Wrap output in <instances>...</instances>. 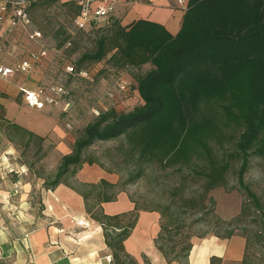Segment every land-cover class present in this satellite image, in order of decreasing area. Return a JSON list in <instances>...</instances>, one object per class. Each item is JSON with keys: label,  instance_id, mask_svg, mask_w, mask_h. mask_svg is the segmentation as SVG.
Here are the masks:
<instances>
[{"label": "trees", "instance_id": "obj_1", "mask_svg": "<svg viewBox=\"0 0 264 264\" xmlns=\"http://www.w3.org/2000/svg\"><path fill=\"white\" fill-rule=\"evenodd\" d=\"M61 4L74 20L78 13L74 2ZM106 22L108 34L98 38L92 52L79 57L75 70L104 60L126 69L148 65L149 70L134 85L141 103L129 112L118 113L111 107L99 113L83 129L71 153L62 157L54 178L50 182L42 178L43 187L53 191L63 184L81 196L85 212L102 228L113 264H138L125 251L124 242L139 211L159 214L154 245L166 263L188 264L192 237L204 238L209 233L200 228L238 225L250 210L260 219H253L251 233L244 229L245 251L240 264H259L249 250L253 242L262 249L264 264V203L243 182L250 159L264 158V0H188L176 35L145 19L128 26H121L111 16ZM67 43L70 45L68 37L58 40L56 48ZM0 128L12 143V133L23 135L17 125L5 119L2 106ZM27 135L26 147L33 136ZM119 139L126 145L125 149L122 144L119 147L126 152L124 163L133 166L124 184L104 179L96 184L66 183L84 164L98 165L85 155L89 147ZM235 159L239 161L238 186L245 198L239 215L227 223L216 216L215 202L208 194L227 186ZM152 167L181 174L166 205L144 208L134 203L131 212L104 213L102 204L114 202L126 185L144 179ZM188 178L198 186L196 194L187 195ZM122 218H128L129 223L121 224ZM234 233L232 228L224 235L209 234L228 239ZM210 264H221V259L211 257Z\"/></svg>", "mask_w": 264, "mask_h": 264}, {"label": "rangeland", "instance_id": "obj_2", "mask_svg": "<svg viewBox=\"0 0 264 264\" xmlns=\"http://www.w3.org/2000/svg\"><path fill=\"white\" fill-rule=\"evenodd\" d=\"M29 1L31 2L29 8L31 29L39 31L42 39L35 43L29 40L25 33L24 35H15L10 41L11 47L9 46V50L5 51L6 54L2 58L7 57L9 64L15 65L19 57L21 58L29 50L44 47L48 51L47 58L41 60L39 66L32 70L30 74L24 76L26 82L33 88L39 85H62L68 95L62 107L51 108L56 112L59 132L52 131L49 136L44 138H31L27 147L24 144L27 141V136L12 133L16 143H11V145L6 143L11 148L7 149L8 152L12 153L10 157L4 160L0 156V182H2V179L8 178L11 181L16 179L20 182L23 180L34 186H40L38 193L36 189L32 191L31 202L33 203L32 211L41 216V213L45 212L41 189L43 188L46 194L49 192L43 187V179L50 182L54 178L62 157L71 153L74 143L80 137L83 129L99 113L111 107L115 108L118 113L129 112L140 105L141 102L134 90V85H136L137 78L149 70V66L126 69L112 66L107 60H104L99 64L87 65L85 69L89 70V76L86 78L69 75L66 73L65 67H76L77 60L83 53L92 52L95 49V42L98 38L108 34L107 22H94L86 30H78L74 26L72 13L62 6L61 0L55 2L50 0H44V2L41 0ZM38 2L39 4L33 6L34 3ZM56 35L57 40L55 39ZM66 37H68L70 45H65L56 50L57 41ZM118 78L128 83V87L123 92L118 91L116 88L115 81ZM107 93H111L112 98H108ZM5 140H7L6 136L0 128L1 155L4 154L5 145L2 143ZM121 144L125 149L126 145L123 139L97 142L85 151V155L95 159L105 172L115 175L118 179L115 184L119 185L124 184L133 173L132 164L124 163L126 152L124 149L119 148ZM233 144L232 141L228 144L230 147L227 148L230 152L233 149ZM218 155H220V152H218ZM238 166L239 161L235 159L227 176V186L215 188L208 194L215 202L214 211L216 216L227 223L239 215L241 204L245 198L243 191L238 186L236 175ZM186 171L183 172L185 175ZM78 174L77 172L74 178H68L66 183L76 186L77 183L96 184L100 181H81ZM82 175L84 174L82 173ZM180 175L170 170L161 172L156 167H152L148 170L144 179L135 180L133 183L126 185L124 187L125 191L121 193L133 205L136 203L139 207L144 208L160 207L169 202L168 193L174 187ZM36 176L41 177V179H37ZM243 182L264 203V158L254 156L250 159V166L244 175ZM63 186L69 188L66 185ZM190 187L192 191L188 192ZM197 187V185H193V181L187 179V195L190 193L196 194ZM72 191L77 194L76 191ZM11 212H14V214L11 213V217L17 216V210L13 209ZM29 212L31 213V210ZM139 216L156 217L154 220H156L157 230L159 229V214L157 212L139 211L137 220H139ZM253 219L260 218H255L252 210H250L249 215L238 225L229 223L217 227L215 224H211L200 229L201 231L208 230L209 233L216 232L224 235L234 228V235L243 237L244 229H246L247 234L253 231ZM128 223V218H122L121 224ZM209 233L207 236L211 235ZM249 250L254 254L255 263L261 264L263 252L260 246L253 242ZM141 255L139 257L141 264H152V262L161 264L159 259L155 257L149 258L145 254Z\"/></svg>", "mask_w": 264, "mask_h": 264}, {"label": "crops", "instance_id": "obj_3", "mask_svg": "<svg viewBox=\"0 0 264 264\" xmlns=\"http://www.w3.org/2000/svg\"><path fill=\"white\" fill-rule=\"evenodd\" d=\"M114 1L116 6L111 18L118 20L121 26L145 19L163 25L171 35H176L188 0H182V3L177 0ZM96 4L97 1L94 5ZM13 38H7L0 49V65H10L9 59L2 56L11 47L10 41ZM24 76L15 74L0 79V106L4 109L5 119L17 125L20 132L27 136V140V133L32 134V138H44L52 131L59 132L56 112L50 107L40 110L31 108L24 102L21 88L35 90L42 86L31 87ZM7 140L2 143L5 145L4 154H0L4 160L12 154L7 150L11 149L10 146L6 145H11L12 142ZM78 173L79 179L85 182L104 179L115 184L118 180L115 175L108 174L97 165L84 164ZM35 186L23 180L11 181L8 178L0 182V264H113L108 260L109 257L111 259V251L105 245L102 228L85 212L81 196L63 185L47 194L42 188L45 212L38 216L32 211L31 202L32 191L36 189L38 193L40 190V186ZM102 208L105 214L116 215L131 212L134 205L121 193L116 201L102 204ZM13 209L17 210L15 217H11ZM154 218L156 219L154 216H139L130 236L124 242L125 251L138 264H141V254L149 258L155 257L161 264H167L154 245L158 231ZM81 221L85 224L79 225L78 222ZM191 244L188 264H210L211 257L221 259V264H240L245 251V239L240 235H233L228 239L212 235L192 238Z\"/></svg>", "mask_w": 264, "mask_h": 264}, {"label": "built area", "instance_id": "obj_4", "mask_svg": "<svg viewBox=\"0 0 264 264\" xmlns=\"http://www.w3.org/2000/svg\"><path fill=\"white\" fill-rule=\"evenodd\" d=\"M78 8V13L73 20L74 26L78 30H86L92 23L106 21L115 11L116 2L114 0H71ZM97 1V4L94 5ZM182 3V0H177ZM31 5L29 0H0V49L5 45V40L14 37L17 33L26 34L29 40L39 42L42 35L37 30H32L31 19L28 9ZM69 46V43L66 44ZM48 51L44 47L36 50H29L15 65H0V79L8 78L15 74L28 75L40 61L46 59ZM66 73L71 76L88 77L89 70L76 71L73 66L65 67ZM118 91L123 92L128 87L127 81L118 78L115 81ZM23 100L28 107L35 109L60 108L67 98V91L64 86L49 84L39 86L35 90L21 88ZM108 98H112L111 93H107ZM69 126V125H68ZM79 225H84L78 222ZM111 261L110 257L108 258Z\"/></svg>", "mask_w": 264, "mask_h": 264}, {"label": "bare ground", "instance_id": "obj_5", "mask_svg": "<svg viewBox=\"0 0 264 264\" xmlns=\"http://www.w3.org/2000/svg\"><path fill=\"white\" fill-rule=\"evenodd\" d=\"M81 223H82V224H85V222H82V221H81Z\"/></svg>", "mask_w": 264, "mask_h": 264}]
</instances>
